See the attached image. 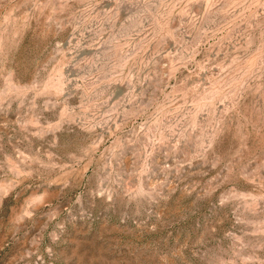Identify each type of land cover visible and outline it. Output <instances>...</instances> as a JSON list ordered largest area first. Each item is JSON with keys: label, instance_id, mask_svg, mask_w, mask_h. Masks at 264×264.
Returning a JSON list of instances; mask_svg holds the SVG:
<instances>
[{"label": "rangeland", "instance_id": "rangeland-1", "mask_svg": "<svg viewBox=\"0 0 264 264\" xmlns=\"http://www.w3.org/2000/svg\"><path fill=\"white\" fill-rule=\"evenodd\" d=\"M0 264H264V0H0Z\"/></svg>", "mask_w": 264, "mask_h": 264}]
</instances>
